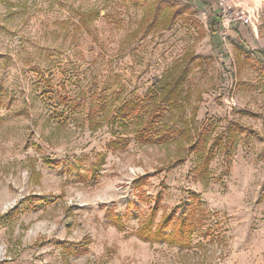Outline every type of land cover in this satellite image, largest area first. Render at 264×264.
Wrapping results in <instances>:
<instances>
[{"label": "rangeland", "instance_id": "rangeland-1", "mask_svg": "<svg viewBox=\"0 0 264 264\" xmlns=\"http://www.w3.org/2000/svg\"><path fill=\"white\" fill-rule=\"evenodd\" d=\"M230 1L253 28L224 41L216 0H0V264H264V0ZM164 3L185 13L155 20ZM169 80L180 105L160 95ZM128 102L158 109L172 141L123 129ZM200 134L216 146L207 173ZM159 196L157 222L196 207L190 248L136 237ZM129 203L119 232L106 212Z\"/></svg>", "mask_w": 264, "mask_h": 264}, {"label": "trees", "instance_id": "trees-1", "mask_svg": "<svg viewBox=\"0 0 264 264\" xmlns=\"http://www.w3.org/2000/svg\"><path fill=\"white\" fill-rule=\"evenodd\" d=\"M173 6L171 3L159 4L154 10L153 15L155 20L158 18L162 19L166 24H170L173 19L177 16L182 15L185 12L182 10H172ZM179 67L177 70H180ZM176 70V71H177ZM181 86L179 81H167L161 92V96H164V99L167 98V102L171 105H180L179 102V91L178 88ZM158 97V96H157ZM106 113V110L103 106L92 107L90 109L88 118L89 121H95L100 113ZM161 114L158 113V109L153 108L152 105L147 106L144 103L138 102H128L123 104L117 110V120H119L120 125L123 129L128 128L129 123L136 122L138 126L135 137L136 140L142 143H159V144H168L170 143L171 136L169 134H162L163 128H157L156 123L160 121ZM3 123V119L0 117V125ZM186 127L185 134H182L181 138H190L191 137V122H186L184 124ZM167 130L170 132L173 130L171 127H167ZM232 136L236 137L234 132V127H230ZM172 131L171 133H173ZM180 138V139H181ZM208 140L204 134H200L196 142L191 149L202 153L204 164H203V173H207L209 169V164L215 156L216 146H212L209 150L206 148ZM218 144L224 146L222 140H218ZM110 147L114 152L124 151L129 147V142L127 140H115L110 143ZM50 165V163H49ZM54 165H57L54 163ZM80 178L89 177L91 180H97L98 176L93 172L92 168L87 170L83 175H79ZM138 186L137 188H140ZM161 205V196L156 205L151 208L148 217L140 225L136 231V237L143 242H149L153 244H167L172 247H177L180 249H188L192 245L193 237L198 231L200 222L196 217V207L194 206L183 216H178L176 212L171 214H166L162 217L160 222H157L158 214L160 211ZM138 208L135 203H129L127 206V211L125 215H120L113 209H108L106 212L107 219L111 222L113 227H115L119 232L126 231L125 220L127 218L134 217L132 209ZM63 252L68 257H79L83 256L89 251V247L86 244H75L65 242L62 245Z\"/></svg>", "mask_w": 264, "mask_h": 264}, {"label": "built area", "instance_id": "built-area-1", "mask_svg": "<svg viewBox=\"0 0 264 264\" xmlns=\"http://www.w3.org/2000/svg\"><path fill=\"white\" fill-rule=\"evenodd\" d=\"M209 11L204 13L205 18L208 17ZM216 11L220 22L219 35L224 41L228 40L236 28H253L250 11L230 0H216Z\"/></svg>", "mask_w": 264, "mask_h": 264}]
</instances>
